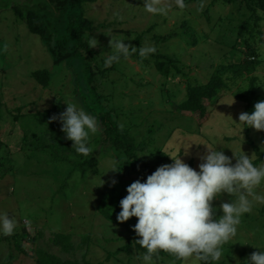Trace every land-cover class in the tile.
Returning a JSON list of instances; mask_svg holds the SVG:
<instances>
[{
  "label": "rangeland",
  "instance_id": "obj_1",
  "mask_svg": "<svg viewBox=\"0 0 264 264\" xmlns=\"http://www.w3.org/2000/svg\"><path fill=\"white\" fill-rule=\"evenodd\" d=\"M184 3L185 7L181 9L176 0H156V6L165 11L155 14L145 10L144 0L88 3L86 15L95 23L107 25L92 33L91 45L94 39L98 41V45L92 47L94 63L105 67V58L112 54L110 36L125 39L124 42L131 45V51L138 47L137 36L140 34L143 35L141 48H154L173 56L182 70L163 77L152 61L148 64L123 58L108 74V80L114 81L113 87L106 85L108 80L104 79L100 83V92L116 95L120 124L134 125L133 136L139 142L145 140L148 143L146 149L140 151L141 157L151 158L160 151L172 156L179 154L198 170V165L203 162L201 157L207 151L204 144L215 148L219 143L224 146L222 150L226 155L233 157V152L236 155L244 152L254 162L258 154L249 144L248 135L264 152L263 131L243 128L237 123L246 106V101L237 93L240 90L249 93L250 79H240L239 85L233 86L217 103L207 102L206 117L181 112L177 106L186 97L188 83L207 82L213 65L228 61L231 56L237 60L243 58L240 55L244 53L242 49L247 50L250 45L241 46L239 41L234 49L237 39H247L258 50L259 65L254 75L258 76L260 88L256 92L264 99V12H259L262 18L256 25L257 21H251L254 26L246 24L247 30L238 32L244 17L248 18L244 13H251L245 2L184 0ZM44 6V0H0V137L6 144L0 151L3 158L0 164V212H6L16 220L12 235L0 234V264H38L43 253L99 264H145L135 246L106 260L109 252L127 243L129 233L100 215L98 199L113 180L125 192L135 180H145L141 173L121 169L122 151L115 159L114 149L104 141L97 142L98 133L90 134L96 168L75 169L67 176V173H58L42 153L27 156L26 150L20 149L25 136L36 139L34 133L43 136L47 129L48 124L40 123L38 112L57 106L61 113L67 107L65 102L81 107L75 97L78 90L73 69L64 64L55 65L49 45L29 29L23 18L29 9L45 13ZM253 32L256 33L251 34ZM158 34L169 37L157 42L154 36ZM40 69L50 72L47 87L33 75ZM256 166H264V159ZM255 190L264 193V182ZM231 199L227 193L214 198L212 203L217 208V217L222 214L219 204ZM56 233L70 234L72 251H63L56 244ZM255 246L264 247V205L256 204L251 213L241 217L236 237L223 245V255L213 262L236 264L238 258L242 264L252 252L261 250ZM150 264L175 263L169 258L153 257ZM183 264H200V261L193 255Z\"/></svg>",
  "mask_w": 264,
  "mask_h": 264
},
{
  "label": "trees",
  "instance_id": "obj_2",
  "mask_svg": "<svg viewBox=\"0 0 264 264\" xmlns=\"http://www.w3.org/2000/svg\"><path fill=\"white\" fill-rule=\"evenodd\" d=\"M97 0H44L45 13H36L32 9H29L27 14L23 16L29 29L44 40L50 47V54L54 59L55 65H67L73 69L74 78L76 80L77 93L75 94L76 100L80 103L81 107L90 115L95 116L98 120L99 128L97 133L99 138L97 142H106L109 147L114 149L116 154L122 151L123 163H120L122 170L133 171L135 173H141L146 180L147 176L156 170L160 165L172 162L170 156L160 151L157 155L148 158L141 157L140 151H144L147 146V142L142 140L141 142L133 136L132 131L134 125L128 127L120 124L119 110L116 107V95L113 92L101 93L100 83L102 80H108V74L113 71L118 62L124 57H121L118 61L112 63L111 66L102 68V65L94 63L95 57L91 47L92 33L105 28L107 25L103 23H95L86 15V7L88 3L96 2ZM224 2L233 3L238 0H223ZM245 2L247 9L251 11L250 14L244 13L248 18L244 17V23L238 26L239 30H247L246 24H250L251 21H257L255 25L262 18L259 12H264V0H241ZM19 10V9H18ZM209 14L207 13V16ZM254 26L253 24H250ZM252 30V29H251ZM117 32H122L117 30ZM250 32V30H249ZM253 32L251 34H254ZM260 33V31H259ZM262 34V32H261ZM168 35L158 34L154 38L157 41L167 40ZM143 35L137 36V48L135 51H130L128 57L138 59L140 61L147 62L154 65L158 73L163 77H167L173 74L181 73V69L177 64V60L169 54H163L158 49L154 52L147 54L146 56H140ZM252 37H250L251 39ZM157 41V42H158ZM234 49H237L236 45L241 46L250 45L247 50H243L242 59L237 60L235 56L228 61L213 65V72L207 82L200 84L188 83L186 86V97L178 104L179 111L198 113L202 117H206L209 106L207 102L217 103L222 96H225L227 92L231 91L233 86H238L240 79H250L249 93L239 91L237 95L242 100L246 101L245 111H253V106L256 102L264 100L263 97L258 96L256 90L259 89L258 76L254 75L258 61V50L256 46L248 43L247 39L244 41L236 40ZM244 41V42H243ZM248 43V44H247ZM239 52V50L237 51ZM241 52V51H240ZM238 55V53H237ZM127 57V58H128ZM33 75L44 86H48L50 80V72L48 69H40ZM112 82V83H111ZM114 81L107 82L106 85L113 87ZM113 89V88H111ZM77 102V103H78ZM243 102V101H242ZM60 111L58 107L47 109L44 112H38L41 124H48L46 131L42 135L34 133L33 137H24L22 150H26L27 156L34 152L43 154L45 160L56 168L58 173H72L75 169H81L83 171L89 168H96L97 160L93 155L91 149L89 155L84 156L78 154L75 147H72V141L65 138V134L61 131V123L59 120H52L51 117L58 116ZM22 115L19 110L18 116ZM2 118V103H0V119ZM248 128V127H246ZM150 132H153L150 130ZM247 133L249 131L247 130ZM151 137V136H150ZM249 137V144L252 145L255 152L258 154V159L253 163L258 164L264 159V152L255 144L252 137ZM262 138L264 139V131ZM89 140V147L91 148V142ZM95 141V140H94ZM33 147V148H32ZM6 148L5 142L0 137V151ZM33 149V152H31ZM0 157V164H1ZM67 168V169H66ZM66 170V171H64ZM127 193L118 185H107L102 196L98 199L97 210L101 216L106 220L124 227L129 236L127 237V243L117 249L114 252H109L106 260L110 261L118 253L127 252L130 247L135 246L138 252L144 256L146 249L141 248L136 244V240L139 237L136 236L133 230V225L137 222L136 217H131L125 222L117 220V214L121 211L119 201L124 198ZM70 234L65 235L56 233L54 240L57 245L62 247L63 251L69 252L73 250L70 242ZM85 241V240H84ZM86 243V241H85ZM164 257L171 259L175 264H183L185 259H177L174 255L159 251L157 254H153L152 258ZM165 260V259H164ZM200 264H214L211 257L207 261L200 260ZM38 264H99L91 263L85 260L79 259H61L55 254L43 253L38 258ZM226 264V263H218Z\"/></svg>",
  "mask_w": 264,
  "mask_h": 264
},
{
  "label": "clouds",
  "instance_id": "obj_3",
  "mask_svg": "<svg viewBox=\"0 0 264 264\" xmlns=\"http://www.w3.org/2000/svg\"><path fill=\"white\" fill-rule=\"evenodd\" d=\"M179 8L185 7L184 0H176ZM145 10L149 13L164 12L156 6V0H144ZM125 39L110 36L109 48L112 54L105 58V67L130 55V46ZM98 45L93 40L91 47ZM131 51H135L132 48ZM154 48H141L140 56L154 52ZM66 109L58 116L61 131L65 138L72 141L78 154L89 155L90 134L99 128L95 116L88 114L74 103L65 102ZM236 122V121H235ZM239 124L264 131V100L258 101L250 113L241 112ZM204 144V143H200ZM207 147L201 157L198 170L192 168L179 154L169 155L172 163L156 168L146 180H135L126 188L127 195L119 201L121 211L117 220L125 222L136 217L132 226L139 237L135 242L146 249L143 256L145 264H150L153 254L165 251L177 259H187L195 255L202 261L209 257L218 261L223 255V245L236 237L241 217L253 211L254 204L264 205V193L255 189L264 182V166L257 167L244 152L230 157L221 147ZM111 168V169H117ZM115 180L112 181L114 185ZM222 193L229 194L230 202H221L217 208L214 198ZM16 220L6 212H0V234L10 236L14 233ZM260 251L252 252L242 264H264V247L255 246ZM236 264H241L237 258Z\"/></svg>",
  "mask_w": 264,
  "mask_h": 264
}]
</instances>
